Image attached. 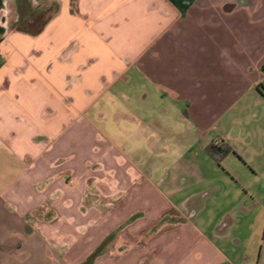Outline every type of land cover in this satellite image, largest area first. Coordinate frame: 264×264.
<instances>
[{"label": "crops", "instance_id": "obj_1", "mask_svg": "<svg viewBox=\"0 0 264 264\" xmlns=\"http://www.w3.org/2000/svg\"><path fill=\"white\" fill-rule=\"evenodd\" d=\"M17 1L0 0V264H84L107 240L93 264L264 262L250 169L207 151L172 51L191 12L253 0H29L59 6L35 37ZM97 138L102 168L62 163Z\"/></svg>", "mask_w": 264, "mask_h": 264}, {"label": "rangeland", "instance_id": "obj_2", "mask_svg": "<svg viewBox=\"0 0 264 264\" xmlns=\"http://www.w3.org/2000/svg\"><path fill=\"white\" fill-rule=\"evenodd\" d=\"M188 17L177 28L172 51L188 54L174 69L192 72L185 90L192 100L199 98L193 117L210 141H225L235 150L250 169L253 195L264 204V0L233 15L213 9ZM103 143L97 138L95 152L85 146L62 163L86 160L92 166L101 159ZM98 162L96 170L103 160Z\"/></svg>", "mask_w": 264, "mask_h": 264}, {"label": "trees", "instance_id": "obj_3", "mask_svg": "<svg viewBox=\"0 0 264 264\" xmlns=\"http://www.w3.org/2000/svg\"><path fill=\"white\" fill-rule=\"evenodd\" d=\"M18 20L13 24V29L30 35H40L47 24L55 17L59 11L58 5H53L47 9L34 8L29 0H18L17 1ZM207 151L216 160L217 163L232 154L233 149L223 142L219 145L212 143ZM108 243V240L107 242ZM106 243H104L106 245ZM101 246L84 264H93L94 260L103 252L104 245Z\"/></svg>", "mask_w": 264, "mask_h": 264}, {"label": "built area", "instance_id": "obj_4", "mask_svg": "<svg viewBox=\"0 0 264 264\" xmlns=\"http://www.w3.org/2000/svg\"><path fill=\"white\" fill-rule=\"evenodd\" d=\"M219 144H220V142H216V143H215V145H219Z\"/></svg>", "mask_w": 264, "mask_h": 264}]
</instances>
